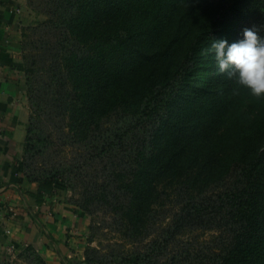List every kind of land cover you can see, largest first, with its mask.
Masks as SVG:
<instances>
[{
    "label": "trees",
    "instance_id": "1",
    "mask_svg": "<svg viewBox=\"0 0 264 264\" xmlns=\"http://www.w3.org/2000/svg\"><path fill=\"white\" fill-rule=\"evenodd\" d=\"M61 11L68 44L45 49L50 65L43 87L28 85L30 103H58L67 133L89 144V156L110 138L107 145L118 147L131 130L112 126L101 135L104 119L148 122V136L131 139L123 170L115 168L125 197L117 211L131 233L139 235L150 212L173 198L177 228L164 238L223 212L229 237L220 264H264V98L234 94L238 86L219 71L211 49L253 25L264 37V0H69ZM42 141L30 116L23 154L42 152ZM27 167L24 156L20 169L41 198L69 181L65 164ZM229 180L236 181L231 191L216 194ZM120 259L136 264L140 252Z\"/></svg>",
    "mask_w": 264,
    "mask_h": 264
},
{
    "label": "rangeland",
    "instance_id": "2",
    "mask_svg": "<svg viewBox=\"0 0 264 264\" xmlns=\"http://www.w3.org/2000/svg\"><path fill=\"white\" fill-rule=\"evenodd\" d=\"M68 1L24 0L20 10V78L33 126L37 134L44 137V141L37 144V150L42 152L31 151L27 155L22 154V158H27L28 170L52 168L55 164L68 166L66 172L69 181L62 183L58 197L67 204L64 212L69 214L75 211V219H78L79 224L75 226L77 233H66V236L56 238L43 230L45 240L41 241L40 248L32 243L28 244L30 247H19L0 256V264H120L115 261V257L119 259L133 252H140L141 260L136 264H220L221 249L229 237L223 212L211 214L209 225L189 224L179 228L174 237L168 238H164L165 231L177 228L173 218L178 205L173 198L150 212L147 226L137 236L120 219L117 206L125 197L118 188L115 168L121 163L123 170L127 145L131 139L142 141L148 136L147 121L140 118L125 123L128 117L122 115L104 119L103 128L106 131L101 135L106 136L110 132L108 128L112 126L122 128L123 125V130L130 127L131 130L120 134L119 141L123 143H119L118 147L107 145L110 138L102 146L104 149L99 147L89 156V144L84 145L76 136L67 133L68 116L58 103L47 97L30 103L28 85L35 90L43 87L46 79L44 71L50 65L44 51L47 48L54 51L60 48L63 51L68 44L61 33L64 28L62 16H66L61 9L68 7ZM58 42L60 47H57ZM235 182L229 180L219 183L215 193L223 197L224 192L231 191L232 183ZM66 220L71 221L69 224L72 225V220L68 217ZM70 235L78 238L76 244ZM89 248L91 261L86 262V250ZM97 257L102 258L96 260ZM120 261L121 264H131L122 259Z\"/></svg>",
    "mask_w": 264,
    "mask_h": 264
},
{
    "label": "crops",
    "instance_id": "3",
    "mask_svg": "<svg viewBox=\"0 0 264 264\" xmlns=\"http://www.w3.org/2000/svg\"><path fill=\"white\" fill-rule=\"evenodd\" d=\"M23 4L0 0V256L30 243L40 248L43 230L59 238L75 235L79 225L74 210L63 211L67 204L58 197L60 191L41 198L38 183L28 181L20 169L30 117L19 68ZM73 235L69 237L76 244Z\"/></svg>",
    "mask_w": 264,
    "mask_h": 264
},
{
    "label": "clouds",
    "instance_id": "4",
    "mask_svg": "<svg viewBox=\"0 0 264 264\" xmlns=\"http://www.w3.org/2000/svg\"><path fill=\"white\" fill-rule=\"evenodd\" d=\"M211 49L219 71L238 86L234 94L243 89L256 99L264 98V37L255 25L243 28L242 38L235 42L215 40Z\"/></svg>",
    "mask_w": 264,
    "mask_h": 264
}]
</instances>
